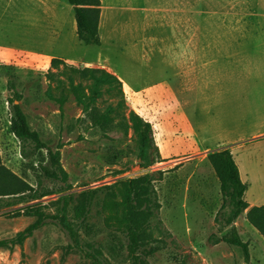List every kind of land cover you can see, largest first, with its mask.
<instances>
[{
	"label": "rangeland",
	"instance_id": "obj_1",
	"mask_svg": "<svg viewBox=\"0 0 264 264\" xmlns=\"http://www.w3.org/2000/svg\"><path fill=\"white\" fill-rule=\"evenodd\" d=\"M99 34L100 46L79 40L66 0H0L2 164L39 193L66 186L42 174L47 150L22 156L10 123V101L18 95L31 129L59 149L74 199L70 219L84 191L112 186L95 201L77 243L50 220L19 245L17 234L36 218L0 211V241L7 243L0 264H93L87 244L108 264H131L125 179L145 176L150 182L135 190L129 213L141 264H264V238L246 214L235 226L249 263L239 248L210 242L231 227L218 216L222 195L207 159L230 149L248 185L246 201L264 200V0H101ZM92 69L122 82L112 91L103 84L96 104L101 113L111 111L107 131L93 126L76 100L92 75L101 76ZM134 114L153 127L144 162Z\"/></svg>",
	"mask_w": 264,
	"mask_h": 264
},
{
	"label": "trees",
	"instance_id": "obj_2",
	"mask_svg": "<svg viewBox=\"0 0 264 264\" xmlns=\"http://www.w3.org/2000/svg\"><path fill=\"white\" fill-rule=\"evenodd\" d=\"M72 6L75 13L77 25V35L79 40L85 45L100 46L101 39L99 34V25L101 17V0H66ZM57 61H54L56 64ZM84 72H89L85 69ZM101 72V76H93V83L88 87L87 91L80 92L76 100L82 107L83 112L91 120L93 126L102 131H107L111 123V111L101 113L98 111L96 104L102 96L103 84L109 83L108 91L115 90L116 87L122 86V82L116 80L113 75L92 69L91 73ZM115 81L117 84H112ZM107 91V89H106ZM22 98L16 95L11 100V133L22 144L21 154L25 158L36 154L39 151L47 150L48 163L40 165V170L45 178L61 182L66 186L60 192L47 191L39 193L30 183L21 179L15 173L7 169L0 157V211L11 209L13 217H35L36 220L26 230L17 234V242L22 245L26 238L33 236L34 232L52 220L58 227L68 233L74 242H78V233L81 225L90 219L91 209L100 194H104L110 190L112 186H102L94 189L86 190L82 193V200L79 204L72 207V219H70V205L73 202V195L69 194L72 188L69 185V176L65 171L61 159L59 149L53 150L42 139L39 133L33 131L29 125L27 116L23 112L18 102ZM134 135L137 138L139 159L145 161L149 151L153 148V127L152 124L144 120L141 116L134 114L131 117ZM30 145V150L27 147ZM207 159L215 171L219 180L220 193L222 195V206L218 213L220 219L231 227L229 235L222 237L213 236L210 242L214 245L226 243L227 245L239 248L245 256L247 263L250 261L249 247L238 234L235 223L243 214L251 226L264 238V205L250 206L245 199L248 185L241 178L240 170L235 162L230 149L223 148L208 154ZM126 189L124 194V220L127 225V244L126 250L129 255L131 264H141L138 254L139 239L134 232L130 220L129 213L133 210V195L138 187L149 184L147 176L125 179ZM62 194L56 201L42 204L40 201L46 197ZM13 198L14 202L4 204L3 199ZM49 205L58 206L57 214L51 215L45 210ZM20 206V207H19ZM88 231L92 227L87 225ZM5 241H0V248L6 246ZM87 247L93 249V252H85L87 259L93 264H108V260L103 258V252L100 249L92 248L91 244Z\"/></svg>",
	"mask_w": 264,
	"mask_h": 264
},
{
	"label": "crops",
	"instance_id": "obj_3",
	"mask_svg": "<svg viewBox=\"0 0 264 264\" xmlns=\"http://www.w3.org/2000/svg\"><path fill=\"white\" fill-rule=\"evenodd\" d=\"M242 178V177H241ZM250 206H263L264 205V200L262 202L258 203V201H254L252 204L248 203Z\"/></svg>",
	"mask_w": 264,
	"mask_h": 264
}]
</instances>
